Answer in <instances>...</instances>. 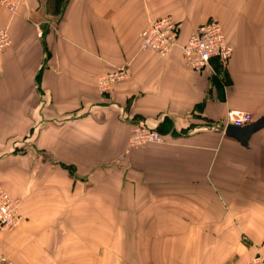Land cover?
<instances>
[{
	"label": "crops",
	"instance_id": "0c3cea01",
	"mask_svg": "<svg viewBox=\"0 0 264 264\" xmlns=\"http://www.w3.org/2000/svg\"><path fill=\"white\" fill-rule=\"evenodd\" d=\"M217 20L232 47L200 72L141 47ZM41 30V35L38 30ZM0 188L21 199L11 264H247L264 255V0L0 4ZM129 73L101 93L96 78ZM252 119L227 132L229 111ZM144 123L158 142L129 143Z\"/></svg>",
	"mask_w": 264,
	"mask_h": 264
},
{
	"label": "built area",
	"instance_id": "2783aa9c",
	"mask_svg": "<svg viewBox=\"0 0 264 264\" xmlns=\"http://www.w3.org/2000/svg\"><path fill=\"white\" fill-rule=\"evenodd\" d=\"M21 0H0V4L13 12ZM41 35V30H38ZM179 23L169 15L152 19L141 32V47L165 55L176 45H179L186 63L191 69L200 72L209 65L212 58L225 63L231 56L232 47L226 41L222 27L217 20H209L199 24L194 32L185 42L178 43ZM10 43L6 30H0V51ZM129 69L127 65H120L113 70L100 74L97 84L101 92H107L111 85L127 76ZM252 115L247 111L231 110L227 114L225 123L212 122L206 125L207 128L221 129L227 126H243L248 124ZM162 140L161 134L153 127L144 123H136L132 126L129 136V143L132 146H139L147 142H158ZM23 216L19 203L7 192L0 188V264H11L4 254L1 246V236L15 228ZM247 264H264V255L257 253L253 255Z\"/></svg>",
	"mask_w": 264,
	"mask_h": 264
},
{
	"label": "water",
	"instance_id": "95a60500",
	"mask_svg": "<svg viewBox=\"0 0 264 264\" xmlns=\"http://www.w3.org/2000/svg\"><path fill=\"white\" fill-rule=\"evenodd\" d=\"M243 128H246V125H243V126H227L226 130H227V132H234V131L241 130Z\"/></svg>",
	"mask_w": 264,
	"mask_h": 264
},
{
	"label": "rangeland",
	"instance_id": "374dc122",
	"mask_svg": "<svg viewBox=\"0 0 264 264\" xmlns=\"http://www.w3.org/2000/svg\"><path fill=\"white\" fill-rule=\"evenodd\" d=\"M113 70V69H112ZM100 75V74H99ZM98 75V76H99ZM98 76H97V78H98ZM96 78V79H97ZM96 82H97V80H96ZM98 85V84H97ZM98 88H99V86H98ZM100 90V89H99ZM100 92H101V90H100ZM101 93H103V92H101ZM12 197V196H11ZM12 198H15L17 201H18V203H19V208H20V206H21V199L20 198H18V197H12Z\"/></svg>",
	"mask_w": 264,
	"mask_h": 264
},
{
	"label": "bare ground",
	"instance_id": "6f19581e",
	"mask_svg": "<svg viewBox=\"0 0 264 264\" xmlns=\"http://www.w3.org/2000/svg\"><path fill=\"white\" fill-rule=\"evenodd\" d=\"M2 189V188H1ZM6 192V191H5Z\"/></svg>",
	"mask_w": 264,
	"mask_h": 264
}]
</instances>
